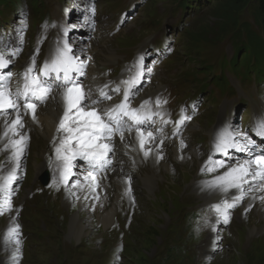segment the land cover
I'll return each mask as SVG.
<instances>
[{
  "label": "rangeland",
  "instance_id": "1",
  "mask_svg": "<svg viewBox=\"0 0 264 264\" xmlns=\"http://www.w3.org/2000/svg\"><path fill=\"white\" fill-rule=\"evenodd\" d=\"M36 1L39 3L37 7L33 0H0V21L28 35L37 30L38 23L44 19L56 23V35L61 34L59 21L63 23L65 34H72L80 28L79 22L75 23L73 18H64L67 10L74 14L71 12V0ZM93 1L98 2L99 11H103L107 5L119 0ZM122 3L117 2L114 6ZM185 4L188 5L186 8ZM258 4L257 0H246L241 4L231 3V0H142L139 11L133 13L134 19L114 34L104 33L107 25H102L98 37L92 33L87 36L86 29L75 33L80 40L85 38L81 41V49L90 43L91 48L93 45L98 49L108 47L113 52L109 60L100 57L98 51L93 60L97 71L111 65L119 66L127 52L135 50L140 41L154 34H169L168 44L169 47L173 45L174 51L160 67L148 93L165 85H172L183 94L190 93L195 87L202 89L200 99L203 113L187 126L190 131L186 140L190 143H184L188 151L183 154L181 162L174 160V156L173 159H166L167 167L182 174L179 176L181 180L187 177L180 170L181 165L193 155L205 160L202 167L191 166L198 173L195 174V181L211 178L239 162V159L233 158L225 163V167H220L205 148L209 128L223 105L225 108L226 105L236 107L247 98L256 101L261 98L264 102V81L253 74L257 68L250 65L244 77L228 65L245 50L242 45L247 40L248 30L262 35ZM0 54L9 57L1 46ZM21 61L15 60L19 65ZM253 61L254 58L250 63ZM213 81H226L225 90L218 89ZM9 111L0 114V121L12 115L13 111ZM141 138L145 139L144 136ZM179 139L161 143L154 138L144 147L160 142L163 153L168 156L173 145L171 143H181ZM53 140L56 141L57 136ZM5 146L0 145V206H3L0 208V264H264V208L255 206L257 200L252 202V198L261 196L257 187L246 190L248 193L244 198L234 208L227 210L230 219L225 224L223 205L225 201L231 203L233 198L229 200L223 196L204 204L202 189L195 190L191 184L187 185L190 179L184 183L180 179H167L169 174L165 173V167L158 170L157 165L149 164V157L144 156L142 159L145 163L140 170L138 167L135 172H125L129 181L135 183L133 190L137 193L132 194L130 184L124 192L114 191L117 183L110 178L116 174L114 169L102 174V182L111 187L106 195L110 203L117 197L113 221L104 227L98 223L95 215L89 213L86 203L71 190V185L60 188L55 184L50 189L51 177L46 185L42 184L41 177L45 171H50V162L55 154L51 151L45 156L46 152L40 150L41 137L39 140L33 138L25 147L20 166L15 172L17 179L5 188V178L15 166L11 160V146L7 150ZM139 151L141 148H137L136 153ZM124 152L117 150V153ZM66 153L65 148H61L60 157ZM55 160L59 162L60 159L57 157ZM36 164L39 165L38 172L34 169ZM77 170L73 169V173ZM116 170L121 172L120 168ZM154 173H158L159 182L150 179ZM147 179L152 182L151 185L145 183L148 188L141 183ZM35 189L42 192L34 193ZM231 195L235 197V192ZM67 197L70 204L65 214L63 209ZM6 200L11 201L10 205H5ZM134 203L137 206L134 207ZM216 206L221 207V212L216 210ZM245 209L250 210L245 213ZM258 211L263 214L259 216ZM71 215L81 218L80 221L87 228L79 238L70 230ZM137 215H142L141 222ZM8 218L14 221L8 223ZM208 226L214 229V237L211 242L203 243ZM8 227L15 228L16 232H5L4 237L2 231Z\"/></svg>",
  "mask_w": 264,
  "mask_h": 264
},
{
  "label": "snow or ice",
  "instance_id": "2",
  "mask_svg": "<svg viewBox=\"0 0 264 264\" xmlns=\"http://www.w3.org/2000/svg\"><path fill=\"white\" fill-rule=\"evenodd\" d=\"M9 63L10 60L6 59L3 54H0V69L7 67ZM34 65L35 60L33 59L32 65H30L23 74V90L18 89L15 93V98H13V94L7 86V81L11 74L9 73L8 75L0 76V113L7 114L9 110L15 112V118L13 120L10 122L5 120L4 131L2 135H0V138H3L6 141V150L8 145L11 146V160L15 163V167L5 178V188L17 179L15 172L20 166V161L23 158L28 140L26 135L18 131V129L23 127L21 108L24 110V115L30 114L32 119L36 120V108L40 104L46 102L52 93V88L48 81H41L39 76L31 75L34 71ZM83 67V62H81V64L74 70L83 75ZM72 70L73 69L70 67V58L67 57L66 52L59 50L51 60V63L46 64L42 70L44 76H48L50 71L56 72L57 78H60L59 72H63L62 87L64 91L60 95L64 110L63 115L59 120L57 132H64L68 135L61 140V147L56 149L57 157L58 159H61V148L64 147L72 134H75V143L80 146L83 158L87 159L89 164L103 170L106 164L111 163L108 156L109 153L113 151V147L110 143L112 134L119 131L120 138L123 140V132L121 131L122 120L119 119V117H128L137 125L136 131L138 137L141 134L139 126L143 125L147 119V117L140 114V109L131 108L129 106L130 91L135 85L136 78L126 82L128 90L124 92L121 103L107 110L98 108L87 109L84 101L88 99V94L84 93L82 86L80 84H75L73 79L68 75ZM140 75L141 74L138 72L137 78ZM57 87H61V85H57ZM113 91L119 92L120 88L117 87ZM100 96L102 99H111V96L103 91H101ZM21 98L23 99L22 105L20 103ZM99 102V100L92 101L94 105ZM148 103L149 101H144L140 108H144ZM157 105H159V100H157ZM105 117L107 119H105ZM186 119L187 117H182L176 122L177 134L180 132V128L185 124ZM65 120H68L69 122L67 127L65 125ZM259 129V134L264 135V121L260 122ZM129 131H131V129H129ZM9 133H11V136ZM147 137L151 140L153 134L148 132ZM139 143L141 145V150H144V141L141 139ZM181 146H185L183 140H181ZM227 148H234L237 151H246L249 153L250 158L244 160L242 163H238L235 167L229 168L223 175L217 177V181L213 182V184L223 191L235 188L240 192L239 196L233 197L231 203L225 201L223 205L222 215L225 224L229 223L230 219L227 210L234 208L244 198V184H248L250 189L252 187H257L259 190L264 191V154L252 156L251 153L255 149L254 146L251 145V142L245 143L243 147H237L235 137L230 131L224 132L215 146L216 151L225 150ZM67 151L68 149L65 148V152ZM144 155L147 157L149 155V150H145ZM62 159L65 165H67L68 157L64 156ZM209 160L211 161V157ZM217 163L220 167H225L224 161H218ZM202 171H204V169H202ZM260 199L264 201V197H260ZM10 203V200L5 201V205H10ZM0 208H3V206H0ZM216 210L221 212V207L216 206ZM249 210L250 209H245V213ZM0 214H2V211H0ZM15 232V228L9 229V234ZM16 243L19 244V240H17ZM17 251H19V249H17Z\"/></svg>",
  "mask_w": 264,
  "mask_h": 264
},
{
  "label": "bare ground",
  "instance_id": "3",
  "mask_svg": "<svg viewBox=\"0 0 264 264\" xmlns=\"http://www.w3.org/2000/svg\"><path fill=\"white\" fill-rule=\"evenodd\" d=\"M59 26L61 28V32L63 33L62 35H67V34H65V30L63 29V23L61 21H59ZM71 31H73V30H71ZM93 43L94 42L92 41V44ZM77 44H75V46L77 48L81 47L80 40L78 41ZM90 45H91L90 43H88V45H87V48L89 49L88 52H91V50H93L97 54L98 51H100V53H98L100 57H104V58H107L109 60L112 59L113 52L111 50H109L108 47H104V48L100 47L98 49L97 47H94V45H93V48H91ZM94 58L95 57H93L92 60L88 64V68H89L90 73L97 72L96 67L93 63ZM17 60H18V57H17ZM25 62H26V60L23 61V63H25ZM63 91H64V89L62 88L60 90H57V91L51 93V96H50V99L48 100V103H46V104L43 103L44 104L43 106L39 105V107L36 108V120H33L30 114L24 115V110L21 108V115L23 117V127L18 129V131L20 133H22L28 137L26 146H28L31 143L33 138L39 140V137H41L40 150L46 152L45 156L47 155L48 152H51V151L54 152L55 157L53 159H51V162H50V167H51L50 169H52L49 173L51 180H52L51 186H49L50 189H51V187H54L55 184L58 185L60 188L67 186V184L69 185V181L73 177V173H72V175L69 176V174H70L69 171H71V169L73 168L72 165H69V163H67V165H65L63 159L58 160L59 162L55 161V158H57L56 149L58 147H61V140L64 139V137L67 135V133H64V132H60V133L57 132L59 120H60L61 116L63 115V110H64V105L62 103L61 95H60ZM155 92L143 94V97H146L148 95H153ZM222 109H225V106H223ZM14 118H15V112H12V115H10V117L5 116V118L2 121H0V135H2V133L4 131L5 120L10 122ZM68 123H69L68 120H65L66 127L68 126ZM189 131H190V129L186 128L185 133H188ZM213 131L214 130H212V132L211 131L208 132L210 138L212 137ZM9 135L11 136V133H9ZM54 136H57L56 141L53 140ZM142 136H144L145 139L141 138ZM141 139L144 141V144L146 142H151L154 140V138L149 140V138L147 137V133H144L142 131L138 137L137 131H134L130 135L123 136V140H121V138L119 136V137L112 139L110 143H111V146H113V149H117V150L119 149L121 152L126 151V152L120 153V154H122L123 158L127 157V161L130 159H134V158L141 159L145 156L144 151L149 150V155H148L149 164H150V162H151V164H156L158 167L157 168L158 170L160 167H165V169L167 170V172H165V173L170 175V177H169V175L167 176V179H173L174 178L177 180L178 179L181 180V177H179V176L182 174H179L175 170L167 167L168 164L166 163V159L167 158L173 159L172 157L174 156L176 158L174 160L181 162L183 159V154L188 151V149H186V146L182 147L181 143H179L178 141L171 143L174 146L172 145L170 155L167 156V154L163 153L162 147L160 146L162 144L158 141L159 142V143L157 142L158 144H155L153 146L148 145V146L144 147V150H141L138 153H136L137 148H141V145L139 143V141ZM181 140H183V139H181ZM155 141H157V140H155ZM72 142H74V140L69 138L65 144L72 143ZM97 142H107V141H97ZM183 142L189 143L185 140H183ZM4 144L6 145V141L3 138H0V145H4ZM184 145H185V143H184ZM8 146H10V145H8ZM10 149H11V147H10ZM127 151H131L132 156H130V152L127 153ZM60 155H61V152H60ZM187 155H189V154H187ZM66 156L68 157V154ZM159 157H162L160 159V161H159ZM188 157H190V156H188ZM219 160L220 159H217L216 161H219ZM68 161H69V157H68ZM243 161H244L243 159H240L238 163H242ZM204 162H205V160L201 159L197 155H193L192 158H188V160L185 159V162L182 163L180 170L183 171L184 174H187V177H186V179L181 180V183H184L185 181H188V179H190V181L187 183V185L191 184L195 190L202 189L201 197H202V199H204L203 200L204 204L208 203L209 200H210V202L215 201V200H218L220 197H223V196L228 197L230 200L233 198V196L231 195L233 192H235V196L240 195V192L235 188L229 189L228 191H223L218 186L213 184L214 181H217V177L223 175L229 168L235 167L238 163L226 167L221 172L215 173L214 176H212L211 178H208V179L205 178L201 181H195V179H196L195 174H198V173L191 166L197 165L198 167H202ZM144 163H145V161L143 160L141 162V165L138 166L139 170ZM38 166L39 165L36 164L34 167V169L36 171L39 170ZM115 166H116L115 168L113 167L111 169L112 170L114 169V171H115L114 173H116V174L114 176L110 177L113 182L117 183V186H115L114 191L124 192L126 190L127 185L130 184V190H132V194L137 193V192H135V190H133L135 183L129 181L130 179L128 178V175L126 174L127 171L125 170V167L123 166V168H122V165H119L118 163H116ZM14 167H12V168H14ZM3 168H5V167H3ZM116 168H118V169L120 168L121 172L117 171ZM111 169H110V171H111ZM187 169H189V170H187ZM128 173H130V172H128ZM175 173H177V174H175ZM157 174L154 173L153 177H150V179H154L156 182H159L160 178H158ZM77 175H78V173H77ZM74 176H75V174H74ZM101 176H102V174L94 177V179L89 178L85 182H80L78 184L77 190L74 192L78 194V198L80 200L84 201L83 203H86L85 207H87V209H89V213L92 215H95L98 223H102V225L105 227L108 224H111V222L113 221L112 217H113L115 209H116V206H115L116 201L115 200H117V197H114L112 199L113 202L110 203V199L106 195L109 194L108 190L110 192L111 187L105 186L104 182H102L103 179H101ZM80 177L86 178L87 176L83 173V174H81ZM141 183H143V184L149 183V185H151L152 182L147 179V180H142ZM113 185H115V184H113ZM147 186L148 185H146V187ZM168 186H169V184H168ZM67 188H68V186H67ZM243 188H244V196H245L248 193V191H246V190L249 189V185L244 184ZM1 189H2V186H1V182H0V191H1ZM32 189H33V184H32ZM58 189L59 188H57V190ZM71 190H73V189L71 188ZM33 191H34V193H35V191L42 192L39 189H35ZM39 192H36V193H39ZM74 192H72V193H74ZM258 192L261 196H259L258 199H257V197L252 198V199H254V200H252V202L257 200V205H255V206L264 208V201H262L260 199V197L264 196V191L259 190ZM69 202H70V199H69V197H67V199L65 200V203H64L65 208L63 209L65 211V214H67V206H68V204H70ZM137 202H139V201L137 200ZM108 205H110V206H108ZM135 206H137V204L134 203V207ZM128 210H130V205H128ZM261 212H262V210H261ZM261 212L258 213L259 216L263 214ZM136 217H137L139 222L142 221V215H137ZM80 219L81 218H79L78 216L71 215L70 230L72 231V234L74 233V236H76V238H79L85 231H87V228H85V225L80 221ZM7 221L9 223V222H13L14 220L8 218ZM132 221H134V220H132ZM208 227L209 228H208L207 232L205 233L206 237L204 238L203 243H206V241L211 242V239L214 237V235H213L215 232L214 229L210 226H208ZM11 228H13V227H10V228L8 227L7 229H4L2 231V234L4 235V237H5L4 233L5 232L9 233V229H11ZM93 251H95V250H93ZM95 252L97 253L96 255L98 256L99 253L97 251H95Z\"/></svg>",
  "mask_w": 264,
  "mask_h": 264
},
{
  "label": "trees",
  "instance_id": "4",
  "mask_svg": "<svg viewBox=\"0 0 264 264\" xmlns=\"http://www.w3.org/2000/svg\"><path fill=\"white\" fill-rule=\"evenodd\" d=\"M33 1L35 3L34 5L37 7L39 3L36 0ZM245 1L246 0H231V3L241 4ZM257 1L259 3L257 8L258 17L261 21L263 30L262 35H256L252 31L248 30L247 40L245 44L242 45L245 50L240 56L233 58L232 61L229 62V66L233 70L241 73L243 76H246L249 66L252 65L257 68L253 74L257 75L258 80L264 81V0ZM252 58H254L255 61L250 63ZM236 62H238V64H236ZM215 84L219 89H224L223 83L216 81Z\"/></svg>",
  "mask_w": 264,
  "mask_h": 264
},
{
  "label": "water",
  "instance_id": "5",
  "mask_svg": "<svg viewBox=\"0 0 264 264\" xmlns=\"http://www.w3.org/2000/svg\"><path fill=\"white\" fill-rule=\"evenodd\" d=\"M48 180V176H47V172L45 173V175L42 177V183L46 184Z\"/></svg>",
  "mask_w": 264,
  "mask_h": 264
},
{
  "label": "clouds",
  "instance_id": "6",
  "mask_svg": "<svg viewBox=\"0 0 264 264\" xmlns=\"http://www.w3.org/2000/svg\"><path fill=\"white\" fill-rule=\"evenodd\" d=\"M77 190V189H76Z\"/></svg>",
  "mask_w": 264,
  "mask_h": 264
}]
</instances>
